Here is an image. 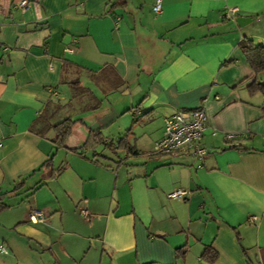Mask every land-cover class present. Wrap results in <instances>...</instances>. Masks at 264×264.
I'll use <instances>...</instances> for the list:
<instances>
[{
	"label": "crops",
	"instance_id": "obj_1",
	"mask_svg": "<svg viewBox=\"0 0 264 264\" xmlns=\"http://www.w3.org/2000/svg\"><path fill=\"white\" fill-rule=\"evenodd\" d=\"M19 1L0 0V264H264V93L240 49L258 36L237 23L264 0ZM202 107L204 159L154 151Z\"/></svg>",
	"mask_w": 264,
	"mask_h": 264
},
{
	"label": "built area",
	"instance_id": "obj_2",
	"mask_svg": "<svg viewBox=\"0 0 264 264\" xmlns=\"http://www.w3.org/2000/svg\"><path fill=\"white\" fill-rule=\"evenodd\" d=\"M30 0H20L17 7L26 12L30 7ZM162 0H157L154 6L156 13H162ZM239 13L238 8H230L226 13L227 19H233ZM207 115L205 108L196 110L178 111L165 119L163 138L158 142L154 151L158 154H192L199 159H204L209 150L203 144V137L206 133ZM216 134V133H214ZM234 134H228L227 140L233 141ZM1 147V144H0ZM187 193L183 190L173 191L168 195L170 199H181ZM86 220L90 218L87 211H82ZM29 218L34 223L46 221L47 213L34 209ZM1 251L7 253V249L1 246Z\"/></svg>",
	"mask_w": 264,
	"mask_h": 264
},
{
	"label": "trees",
	"instance_id": "obj_3",
	"mask_svg": "<svg viewBox=\"0 0 264 264\" xmlns=\"http://www.w3.org/2000/svg\"><path fill=\"white\" fill-rule=\"evenodd\" d=\"M240 49L244 54L254 75L256 76L255 81L249 87L250 91L252 93H264V82L260 78V75L264 74V44H257L254 40L244 39L240 43ZM73 85L78 86L79 82L77 81L73 83ZM46 109L49 111V109H52V105L48 106ZM76 123L77 121L73 120V118L71 117L60 119L55 121L54 123H51V126L56 133V137L53 139V143L58 147H66V143L73 133ZM102 136L103 135L101 132L92 131L88 138V141L86 142V147H93L98 143V141L105 140L104 137L102 139ZM112 147L114 148V150H132L126 138H123L122 140L113 144ZM9 207L10 205L7 203V192H1L0 190V213ZM204 258L210 260L213 263L218 259V254L212 249H207L204 253Z\"/></svg>",
	"mask_w": 264,
	"mask_h": 264
},
{
	"label": "rangeland",
	"instance_id": "obj_4",
	"mask_svg": "<svg viewBox=\"0 0 264 264\" xmlns=\"http://www.w3.org/2000/svg\"><path fill=\"white\" fill-rule=\"evenodd\" d=\"M252 22L249 23L248 26L246 25V27H249L248 29H250L251 31L253 30L254 33L258 36V37L255 36V38L253 40L257 44H264V14L259 15V17H257V19L253 23ZM76 130L77 129H75V131ZM78 132H76V136H77ZM103 148H104V146L102 145L101 150ZM90 154H91V152H90Z\"/></svg>",
	"mask_w": 264,
	"mask_h": 264
},
{
	"label": "water",
	"instance_id": "obj_5",
	"mask_svg": "<svg viewBox=\"0 0 264 264\" xmlns=\"http://www.w3.org/2000/svg\"><path fill=\"white\" fill-rule=\"evenodd\" d=\"M252 21H253V19H250V18H243V17H239V18L237 19V23H238V25H239L240 27H243V26H245L247 23L252 22Z\"/></svg>",
	"mask_w": 264,
	"mask_h": 264
}]
</instances>
